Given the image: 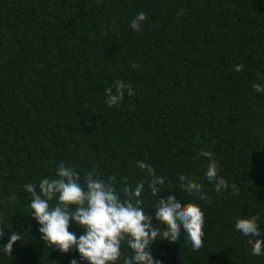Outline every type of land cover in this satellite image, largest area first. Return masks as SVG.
Listing matches in <instances>:
<instances>
[{
	"label": "trees",
	"instance_id": "trees-1",
	"mask_svg": "<svg viewBox=\"0 0 264 264\" xmlns=\"http://www.w3.org/2000/svg\"><path fill=\"white\" fill-rule=\"evenodd\" d=\"M141 11L137 34L129 22ZM117 80L133 95L109 108L104 89ZM254 83L264 84V0H0V264H86L40 241L23 185L61 161L146 185L136 160L165 191L183 171L208 196L177 193L204 212L200 248L181 234L154 241V257L264 264L233 228L255 215L264 229V94ZM201 150L231 187L216 193L204 179ZM154 200L146 190V211Z\"/></svg>",
	"mask_w": 264,
	"mask_h": 264
},
{
	"label": "clouds",
	"instance_id": "clouds-1",
	"mask_svg": "<svg viewBox=\"0 0 264 264\" xmlns=\"http://www.w3.org/2000/svg\"><path fill=\"white\" fill-rule=\"evenodd\" d=\"M146 19L144 12L136 13L129 28L139 34ZM233 70L239 72L241 66L235 65ZM252 88L264 94V84L254 83ZM125 95H133L131 86L117 80L113 87L104 89V103L112 108ZM198 156L207 160L203 176L216 193L231 187L218 174V162L210 151L201 150ZM133 167L144 173L146 185H133L127 177L118 181L114 176L105 178L95 169L81 176L63 161L55 165L53 175L42 176L35 184L26 182L23 191L30 197L28 216L35 221L40 241L61 253L74 250L86 264H165L162 258L154 257L153 242L163 238L177 241L181 234L194 251L199 249L204 212L199 203L177 193L183 190L197 201H207L202 184L181 171L176 177L177 189L165 191V178L145 160H136ZM146 190L155 197L148 211L144 202ZM257 220L255 215L237 217L233 228L247 238L251 255L260 257L264 256V239L258 237L264 229ZM70 225L82 234L69 231ZM18 239L19 235L12 232L2 248L9 252Z\"/></svg>",
	"mask_w": 264,
	"mask_h": 264
}]
</instances>
